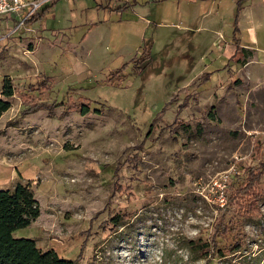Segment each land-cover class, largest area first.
I'll list each match as a JSON object with an SVG mask.
<instances>
[{
	"label": "rangeland",
	"instance_id": "obj_1",
	"mask_svg": "<svg viewBox=\"0 0 264 264\" xmlns=\"http://www.w3.org/2000/svg\"><path fill=\"white\" fill-rule=\"evenodd\" d=\"M39 12L0 19V97L4 79L20 86L0 188L31 184L41 208L16 236L77 264H264V0ZM216 236L225 256L187 248Z\"/></svg>",
	"mask_w": 264,
	"mask_h": 264
},
{
	"label": "trees",
	"instance_id": "obj_2",
	"mask_svg": "<svg viewBox=\"0 0 264 264\" xmlns=\"http://www.w3.org/2000/svg\"><path fill=\"white\" fill-rule=\"evenodd\" d=\"M41 12L27 20L25 24L28 25L36 21L39 16L41 17L43 13ZM238 29L236 32L240 31ZM243 50L245 49L238 46L234 56L243 52ZM17 88L13 79L6 78L3 80L0 97V119L10 110V99L15 96ZM18 89H20V86ZM19 94L23 99L21 93ZM88 111L89 109L81 108L82 113ZM234 175L237 176L238 174ZM249 175H251V178L247 190L253 188L260 179L262 171L255 176L249 172ZM40 214V204L31 184H18L14 189L0 188V264H77V259H63L54 249L43 250L34 238L16 236L17 231L30 227L40 217ZM114 223L115 226L118 225L117 222ZM218 237H215L214 245L188 240L186 241L187 248L195 254L207 256L211 250H214L217 255L225 256L224 249L218 248L216 244ZM242 249L243 245L237 244L231 251L237 253Z\"/></svg>",
	"mask_w": 264,
	"mask_h": 264
},
{
	"label": "built area",
	"instance_id": "obj_3",
	"mask_svg": "<svg viewBox=\"0 0 264 264\" xmlns=\"http://www.w3.org/2000/svg\"><path fill=\"white\" fill-rule=\"evenodd\" d=\"M49 1L50 0H0V19L6 18L7 16H16V19L19 20L17 28L24 27L26 26V21L36 15ZM232 174H239L235 167L232 168V173L230 175ZM224 180L223 189H221L222 192L220 193V201L223 206L225 205L223 190L228 182V177Z\"/></svg>",
	"mask_w": 264,
	"mask_h": 264
},
{
	"label": "crops",
	"instance_id": "obj_4",
	"mask_svg": "<svg viewBox=\"0 0 264 264\" xmlns=\"http://www.w3.org/2000/svg\"><path fill=\"white\" fill-rule=\"evenodd\" d=\"M244 1V0H243Z\"/></svg>",
	"mask_w": 264,
	"mask_h": 264
}]
</instances>
